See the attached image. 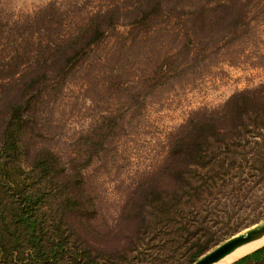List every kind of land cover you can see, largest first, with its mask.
<instances>
[{
	"label": "trees",
	"instance_id": "1",
	"mask_svg": "<svg viewBox=\"0 0 264 264\" xmlns=\"http://www.w3.org/2000/svg\"><path fill=\"white\" fill-rule=\"evenodd\" d=\"M105 1L0 13V264H193L212 246L217 224L245 226L241 206L262 199L264 139L254 133L264 129V82L191 111L168 137L159 170L101 227L87 167L120 139L144 100L134 98L139 87L116 83L124 100H107L74 139L81 146L60 152L45 137L65 85L76 75L91 79L95 49L111 33L125 38L119 25L131 42L157 23L179 26L181 44L156 65L162 75L182 69L179 55L186 64L235 41L257 0ZM230 264H264V245Z\"/></svg>",
	"mask_w": 264,
	"mask_h": 264
},
{
	"label": "rangeland",
	"instance_id": "2",
	"mask_svg": "<svg viewBox=\"0 0 264 264\" xmlns=\"http://www.w3.org/2000/svg\"><path fill=\"white\" fill-rule=\"evenodd\" d=\"M50 1L62 7L77 3L89 8L106 2L0 0V13L25 16ZM249 6L248 27L235 41L221 47L222 50L208 46L203 53L190 55L186 64L179 55L182 69L169 68L162 75L155 72L156 65L181 44L179 26L172 21L157 23L148 35L131 42L125 32L129 28L119 25L117 30L125 38L120 40L117 34L111 33L105 43L95 49L91 55L96 61L91 79L83 81L76 75L65 85L52 107L49 122L53 123L45 137L46 143L57 146L60 152L63 149L70 152L81 146L82 143L74 146V139L96 114L105 110L107 100H124L125 93L115 89L116 83L128 81L132 90L139 87L140 96L134 95V98L144 100L143 106L133 112L135 117L128 127L126 124L124 132L120 131V139L106 145L107 150L105 148L86 168L92 196L101 208L100 218L105 217L102 228L111 223L136 183L159 170L168 150V137L184 123L191 111L218 107L233 93L264 82V0ZM79 76L82 77L81 73ZM254 134L255 138L264 139V129ZM260 193V202L249 199L241 206L242 216L238 222L245 226L238 227L231 221L215 226L210 241L212 246L207 252L237 234L264 224L263 190ZM215 241L217 244H213Z\"/></svg>",
	"mask_w": 264,
	"mask_h": 264
},
{
	"label": "water",
	"instance_id": "3",
	"mask_svg": "<svg viewBox=\"0 0 264 264\" xmlns=\"http://www.w3.org/2000/svg\"><path fill=\"white\" fill-rule=\"evenodd\" d=\"M264 233V224L246 230L243 233L237 234L221 244L217 245L213 250L204 254L201 258H199L194 264H211L221 257L231 252L240 244L253 240Z\"/></svg>",
	"mask_w": 264,
	"mask_h": 264
},
{
	"label": "bare ground",
	"instance_id": "4",
	"mask_svg": "<svg viewBox=\"0 0 264 264\" xmlns=\"http://www.w3.org/2000/svg\"><path fill=\"white\" fill-rule=\"evenodd\" d=\"M263 244H264V233L253 240L240 244L235 249H233L231 252L227 253L226 255L221 257L219 260L211 264H230L231 262L255 250L256 248L262 246Z\"/></svg>",
	"mask_w": 264,
	"mask_h": 264
}]
</instances>
